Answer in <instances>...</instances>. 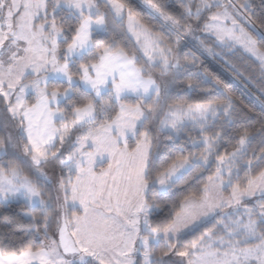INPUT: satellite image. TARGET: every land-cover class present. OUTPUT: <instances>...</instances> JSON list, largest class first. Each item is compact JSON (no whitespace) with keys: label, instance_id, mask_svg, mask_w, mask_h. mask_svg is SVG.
Returning a JSON list of instances; mask_svg holds the SVG:
<instances>
[{"label":"snow or ice","instance_id":"6c2138e0","mask_svg":"<svg viewBox=\"0 0 264 264\" xmlns=\"http://www.w3.org/2000/svg\"><path fill=\"white\" fill-rule=\"evenodd\" d=\"M0 220V264H264V0H0Z\"/></svg>","mask_w":264,"mask_h":264},{"label":"trees","instance_id":"16d2710c","mask_svg":"<svg viewBox=\"0 0 264 264\" xmlns=\"http://www.w3.org/2000/svg\"><path fill=\"white\" fill-rule=\"evenodd\" d=\"M254 3L259 5V0H254ZM244 99H245V102H247V103H250L253 105L256 104V101L251 96L247 95V93H244ZM12 211L15 213H22L24 211H27V209H24V208H21L18 206H14ZM6 215H10V214L6 213ZM16 220H17V226H20V227H27L28 226V221L25 217L17 216ZM0 231H8V229L5 227L4 222L2 220H0Z\"/></svg>","mask_w":264,"mask_h":264}]
</instances>
